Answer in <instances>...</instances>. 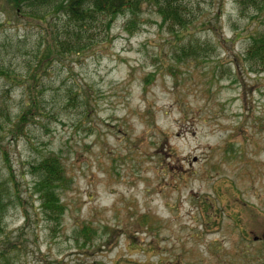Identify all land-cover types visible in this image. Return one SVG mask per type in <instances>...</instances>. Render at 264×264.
Segmentation results:
<instances>
[{
  "label": "rangeland",
  "instance_id": "rangeland-1",
  "mask_svg": "<svg viewBox=\"0 0 264 264\" xmlns=\"http://www.w3.org/2000/svg\"><path fill=\"white\" fill-rule=\"evenodd\" d=\"M182 4L187 26L143 0L47 56L0 0V264H264V5ZM48 157L56 211L30 171Z\"/></svg>",
  "mask_w": 264,
  "mask_h": 264
},
{
  "label": "trees",
  "instance_id": "trees-1",
  "mask_svg": "<svg viewBox=\"0 0 264 264\" xmlns=\"http://www.w3.org/2000/svg\"><path fill=\"white\" fill-rule=\"evenodd\" d=\"M157 6L165 21L184 26L192 23L181 9L184 0H146ZM18 10L24 2L29 10H22L33 22L42 24L46 29L49 53H62L66 50L79 52L82 48L92 47L105 40L99 37L100 31L109 30L121 13L130 11L137 16L142 9L143 0H12ZM240 4H249L261 9L264 0H239ZM62 15L64 22H58ZM95 29H101L95 31ZM134 30V29H133ZM96 34V35H95ZM264 45V40L261 42ZM259 64H264L260 57ZM24 117V116H23ZM5 155V154H4ZM30 171L39 176L35 183L36 193L44 199V206L54 211L60 209L56 188L67 185L61 163L56 157L42 159L37 164H30ZM14 175V172H12ZM38 193V194H39ZM0 188V199L2 198Z\"/></svg>",
  "mask_w": 264,
  "mask_h": 264
}]
</instances>
